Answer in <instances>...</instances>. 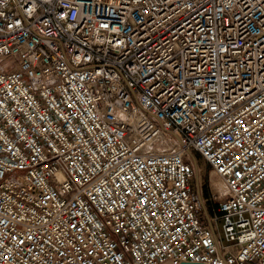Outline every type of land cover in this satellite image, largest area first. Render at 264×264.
<instances>
[{
  "label": "built area",
  "instance_id": "built-area-1",
  "mask_svg": "<svg viewBox=\"0 0 264 264\" xmlns=\"http://www.w3.org/2000/svg\"><path fill=\"white\" fill-rule=\"evenodd\" d=\"M166 262L264 264V0H0V264Z\"/></svg>",
  "mask_w": 264,
  "mask_h": 264
},
{
  "label": "rangeland",
  "instance_id": "rangeland-1",
  "mask_svg": "<svg viewBox=\"0 0 264 264\" xmlns=\"http://www.w3.org/2000/svg\"><path fill=\"white\" fill-rule=\"evenodd\" d=\"M194 157L196 159V167L194 169L193 178L191 179V187L196 195V198L199 188V195L203 199L207 196L209 189L210 191H215V189L219 191V189L223 188V185L221 181L215 176V174L210 170V168L197 155H195Z\"/></svg>",
  "mask_w": 264,
  "mask_h": 264
},
{
  "label": "water",
  "instance_id": "water-1",
  "mask_svg": "<svg viewBox=\"0 0 264 264\" xmlns=\"http://www.w3.org/2000/svg\"><path fill=\"white\" fill-rule=\"evenodd\" d=\"M196 165L194 166L195 169ZM197 176V175H196ZM179 264H204V263H194V262H181Z\"/></svg>",
  "mask_w": 264,
  "mask_h": 264
},
{
  "label": "crops",
  "instance_id": "crops-1",
  "mask_svg": "<svg viewBox=\"0 0 264 264\" xmlns=\"http://www.w3.org/2000/svg\"><path fill=\"white\" fill-rule=\"evenodd\" d=\"M196 179H197V177H196ZM163 264H170L169 262H167V263H163Z\"/></svg>",
  "mask_w": 264,
  "mask_h": 264
},
{
  "label": "bare ground",
  "instance_id": "bare-ground-1",
  "mask_svg": "<svg viewBox=\"0 0 264 264\" xmlns=\"http://www.w3.org/2000/svg\"><path fill=\"white\" fill-rule=\"evenodd\" d=\"M161 141H163V138H159ZM223 185V184H222Z\"/></svg>",
  "mask_w": 264,
  "mask_h": 264
},
{
  "label": "snow or ice",
  "instance_id": "snow-or-ice-1",
  "mask_svg": "<svg viewBox=\"0 0 264 264\" xmlns=\"http://www.w3.org/2000/svg\"><path fill=\"white\" fill-rule=\"evenodd\" d=\"M79 179V178H78Z\"/></svg>",
  "mask_w": 264,
  "mask_h": 264
}]
</instances>
